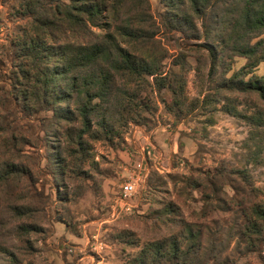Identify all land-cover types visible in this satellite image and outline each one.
Segmentation results:
<instances>
[{"label": "rangeland", "instance_id": "1", "mask_svg": "<svg viewBox=\"0 0 264 264\" xmlns=\"http://www.w3.org/2000/svg\"><path fill=\"white\" fill-rule=\"evenodd\" d=\"M149 1L157 27L151 44L141 47L131 38L119 44L127 51H161L164 85L159 88L150 77L135 84L116 75L109 101L100 106L111 113L110 138L85 134L80 160L82 152L64 150L62 135L81 123L59 117L74 111L79 98L60 103L59 114L39 107L42 90L31 84L26 50L36 32H44L39 24L51 18L47 10L61 0H0V117L9 124L0 131V169L11 159L31 176L30 182L17 176L0 184V264H135L149 244L162 240L168 248L175 242L181 252L189 250L185 264H264V220L258 218H264V141L257 152L249 140L250 125L222 109L253 115L264 108V100L254 90L216 87L223 77L252 79L239 75L247 60L228 58L211 71L212 58L200 45L221 51L216 41L222 30L208 39L187 10L183 17L200 33L185 36L162 24V0ZM135 13L131 3L117 7V22L108 20V30L94 28L93 35L117 36L116 26ZM48 33L42 36L46 46L61 40L51 41ZM75 38L71 33L70 40ZM22 69L29 70L27 77ZM253 75L264 77V62ZM64 84L60 78L53 91H63ZM128 91L140 94L147 107L135 122L116 108ZM92 117L96 124L99 115ZM234 171H244L246 178ZM130 179L137 183L126 205L119 197ZM258 206L262 215L253 213ZM250 221L257 223L253 230ZM29 225L34 230L25 232ZM190 233L198 237L190 241Z\"/></svg>", "mask_w": 264, "mask_h": 264}, {"label": "trees", "instance_id": "2", "mask_svg": "<svg viewBox=\"0 0 264 264\" xmlns=\"http://www.w3.org/2000/svg\"><path fill=\"white\" fill-rule=\"evenodd\" d=\"M162 1L165 4V11L160 17L165 27L176 29L185 36L200 33L195 24L184 18L186 11L190 10L200 20L203 33L208 39L211 38L214 31L218 33L222 30L221 36L216 41L218 45L221 44V51L210 43L200 45L208 51L212 58L211 71H214L218 66H224L228 58L241 57L247 60V64L240 69L239 75L241 77L252 75V79L244 81V78L238 80L236 76L223 77L222 81L218 82L217 88L240 91L254 90L264 100V77H254L253 75L255 68L264 62V37H261L264 34V0ZM228 2L229 4H227ZM126 3H131L136 8V13L135 16H128L129 19L122 20L116 26L117 36L121 38V41H118L117 36L111 33L100 38L93 35L94 28L105 26L108 30L106 25H109L108 20L114 21V10L117 7L121 8ZM150 7L149 0H67V2L61 0L56 7L47 10L46 14L51 18H44L39 24L44 32H36L35 38L26 43V50L32 65L29 67L32 73L31 84L38 89V93L40 88L42 90L39 107L53 108L55 113L59 114V108L56 107H60V103L69 102L67 98H72L74 95L79 98L74 111L62 112L59 117L61 120L70 122L73 120L81 123L80 129L68 127L63 130L62 135L65 138L64 150L69 154L76 151L82 152L80 160H83V154L86 152L83 148L85 134L93 136V139L96 140L110 138L113 126L111 113L105 114L103 112L105 109L100 106L109 101L110 90L116 75H124L126 81L135 84H142L141 81H146V77H150L159 88L164 85L166 78L160 73V61L164 58L161 51H127L119 44L127 38H131L141 47H148L151 44L157 27L150 13ZM110 17L111 19H109ZM218 26L223 27L216 29ZM46 30L49 32L51 41L56 42L57 38H61L56 45H47L50 48L46 46V43H43L42 36L45 35ZM71 33H75V41L70 40ZM256 38H258L257 41L253 42ZM57 45L59 46L57 47ZM43 46L47 51L42 50ZM52 47L53 51L50 50ZM35 58L44 61L43 66H38ZM50 61H53L52 66L49 65ZM177 64L183 68L182 61ZM29 70L22 69V76L27 77ZM60 78L65 81L64 89L55 92L53 91L54 85L59 82ZM169 89L173 90L171 87ZM139 96L140 94L128 91L118 98L116 108L120 111L121 116L126 114V119L129 116L127 120L130 122L138 120L140 112L144 107L147 108ZM97 98L100 99V103L93 104ZM20 103L24 110L30 108L24 103L23 98L20 99ZM222 109L225 113L243 119L250 125L249 140L259 152L264 141V108L259 109L253 115L242 114L236 108L230 109L223 106ZM94 115H99L96 124L92 117ZM93 123L96 125L95 131L91 130ZM8 127L9 124L4 117H0V131L6 130ZM10 139L14 140L13 132L10 133ZM232 173L246 178L244 171ZM11 178L20 180L28 178L29 182L31 180L30 173H27L23 166L7 159L2 163L0 169V184ZM248 180L249 176L245 181ZM253 213L263 214L259 206L253 210ZM258 218L264 220L260 216ZM255 226L257 223L250 221L248 229L253 230ZM30 228L34 230L29 225L24 228L25 232H28ZM195 237L197 238L198 235L189 234L190 241L196 239ZM169 246L168 248L166 240L151 243L145 251H142L143 256L135 260L134 263L185 264L191 254L189 250L181 252L180 246L175 242ZM162 259L164 261H161Z\"/></svg>", "mask_w": 264, "mask_h": 264}, {"label": "built area", "instance_id": "3", "mask_svg": "<svg viewBox=\"0 0 264 264\" xmlns=\"http://www.w3.org/2000/svg\"><path fill=\"white\" fill-rule=\"evenodd\" d=\"M137 181L130 179L128 182H126L123 186H122V194L120 195L119 199L121 200V202L125 203L126 205H128V198L133 194V192L135 191V186H136ZM129 209V208H127Z\"/></svg>", "mask_w": 264, "mask_h": 264}]
</instances>
